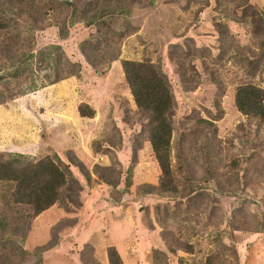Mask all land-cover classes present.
<instances>
[{"label": "rangeland", "instance_id": "obj_1", "mask_svg": "<svg viewBox=\"0 0 264 264\" xmlns=\"http://www.w3.org/2000/svg\"><path fill=\"white\" fill-rule=\"evenodd\" d=\"M123 60L170 82L164 181ZM247 84L264 89V0H0V158L57 157L73 176L27 221L0 180V264H110L109 246L122 264H264Z\"/></svg>", "mask_w": 264, "mask_h": 264}, {"label": "trees", "instance_id": "obj_2", "mask_svg": "<svg viewBox=\"0 0 264 264\" xmlns=\"http://www.w3.org/2000/svg\"><path fill=\"white\" fill-rule=\"evenodd\" d=\"M122 69L136 105L148 114L146 130L163 174L161 180L164 181L169 174L167 148L172 131L173 95L170 82L161 68L152 62L123 60ZM235 104L239 111L257 117L264 124V89L251 84L239 86ZM79 112L82 115L92 114L85 106L79 107ZM0 180L15 184L14 190L4 196L5 203L13 201L27 205L30 211L21 216L27 221L59 201L61 191L67 188L73 176L69 166L57 157L47 156L25 163L0 158ZM107 252L110 264H122L113 246H109ZM20 253L22 257L27 254L23 249ZM38 261L32 264H42Z\"/></svg>", "mask_w": 264, "mask_h": 264}]
</instances>
